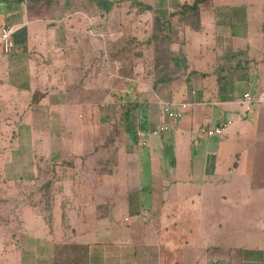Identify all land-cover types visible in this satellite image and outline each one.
Masks as SVG:
<instances>
[{
	"label": "crops",
	"instance_id": "crops-1",
	"mask_svg": "<svg viewBox=\"0 0 264 264\" xmlns=\"http://www.w3.org/2000/svg\"><path fill=\"white\" fill-rule=\"evenodd\" d=\"M106 1L109 2L106 12L96 6L90 12L85 6L89 0H0V27L6 24L19 26L14 36L15 50L0 56V99L7 93L5 87L9 86L19 93L18 99L12 101L15 109L22 107V110L33 112L40 108L49 114L54 105H71L87 110L88 117L83 126L86 137L79 145H85L84 148L93 146L88 156L84 154V162L90 173L101 179L99 183L106 182L108 173L95 171L94 149L106 140L107 129L105 126L103 140L95 137L97 113H103L106 120L113 108L130 100L134 86L139 83L144 89H150L147 95L153 97L149 102L145 101L149 108L145 113L148 128L168 121L161 108L163 100L177 101L186 93L187 99H196L199 105L191 109L187 118L172 121V126L169 123L167 130L150 140L151 147L155 149L153 152L157 154L160 152L158 148L165 144L166 131L172 129L168 143L175 148L177 161L187 167L182 177L186 182V186L180 188L182 193L174 191V195L165 196L164 185L167 182L164 179L161 182L164 185L153 194L158 210L166 211L157 221H154V216L148 217L153 228L137 232V229L128 227L129 236L122 239L87 238L82 236L87 231L85 228L72 230L68 240L90 244V264L96 255L93 247L98 243H119V264H173L162 262V253L170 254L163 249L170 250L185 243L202 245L205 249L218 245L229 247L226 258L230 264H264V245L261 244L264 240V103H255L247 110L241 102L244 92L264 90V0H205L199 5V17L194 27L180 22L178 15L172 14L184 3L195 0ZM122 2L127 4L123 6ZM95 9L96 13L101 12V24L100 21L95 22L92 14ZM90 17L92 21H89ZM156 17L173 20L177 35H174L171 48L178 56L181 69L176 77L154 88L153 51L159 43L145 39L144 34L146 38L151 35ZM114 42L117 46L121 43L127 45L121 55H109L111 60L108 59V63H114L116 69L127 66L130 74L123 72L124 67L118 71L109 69V75L95 69L104 61L100 56L102 48ZM140 45H148L149 48L146 50ZM140 49L144 54L134 53ZM152 52L150 59L148 53ZM2 77L8 80V85L4 84ZM36 92L41 96L35 103L33 97ZM56 93L62 95L58 97ZM58 98L62 100L59 102ZM22 101L25 102L20 104ZM2 109L8 121L13 112L5 110L9 109L6 101L0 103V111ZM220 123H226L223 133L210 136V140L195 141L197 129L201 131L203 126ZM89 135L92 143L87 140ZM127 136L131 138L128 133ZM119 138L118 163L113 171L117 168L125 170L121 164V152L123 149L133 150L131 139L123 144ZM135 142L138 146L148 145L139 144L137 136ZM195 144L199 149L202 147L201 153L193 152ZM62 154L59 156L65 157ZM197 162L201 170L198 166L193 167ZM194 178L199 180L194 182ZM187 180L199 188L188 185ZM86 192L83 191V196ZM129 193L135 217L140 214L142 206L137 201L139 196L132 194V189ZM100 205L101 201L95 198L80 202L76 216H71L73 226L83 227L88 219L103 220L108 213L105 209L99 210ZM79 207L83 208L81 215ZM220 211H225V215H220ZM224 217L227 227L231 228L228 235L232 240L227 236L219 241L194 237L201 234L203 227L212 231L217 219ZM240 217H244V223ZM143 224L148 226L146 221ZM187 224H193L196 233L186 235L182 232ZM249 226H253L256 235L253 240L258 239L253 241L256 242L253 245H247L243 240L250 232ZM235 233L238 236L233 235ZM189 250L183 247L186 258ZM214 256L217 257L216 252ZM102 259L105 264L106 258ZM174 261L187 264L180 259Z\"/></svg>",
	"mask_w": 264,
	"mask_h": 264
},
{
	"label": "rangeland",
	"instance_id": "rangeland-1",
	"mask_svg": "<svg viewBox=\"0 0 264 264\" xmlns=\"http://www.w3.org/2000/svg\"><path fill=\"white\" fill-rule=\"evenodd\" d=\"M104 1L106 0H89V3L85 6L90 12L95 6L96 8L99 7V10L103 9L102 11L106 12L109 2L106 1L104 3ZM126 4L127 2L121 3L123 6ZM16 5H18V2ZM100 13H96L95 9L92 14L95 16V22L100 21L101 24L103 21ZM91 17L89 21H92ZM144 36L146 39L147 35L144 34ZM105 37L109 38L110 35H105ZM108 46L111 47L109 43ZM140 47H144L146 50L149 48L148 45H140ZM148 54L151 56L150 59H152L153 52ZM107 59L111 60L109 55ZM115 67L114 63L110 65V69H116ZM126 67L122 66L116 70L123 69V72L127 71L130 74V68ZM2 78L4 84L8 85V80L5 77ZM5 89H7V93L5 92L4 98L0 99V103L6 101L9 109L5 110L13 113H10L11 115L8 116L9 120L7 121L4 109L0 111V264H53L52 252L54 243L49 240L54 242L68 240L71 237L72 230L80 231L86 228L87 231L83 232L82 236L87 238L110 239L114 237L122 239L129 236L128 229L130 227L137 229V232L152 229L153 222L149 218L154 216V221H157L158 218L166 213L165 210L159 211L158 204L155 206L156 201L153 200V194L158 192V189H161L162 185H164L161 182L164 179L167 182L164 185L165 196L167 197L174 195V191L176 194L182 193L180 188L186 186V182L183 181L182 177L183 172L187 171V167L177 161L175 148L168 143L167 139L172 129L166 131L165 144L163 147L158 148L160 152L157 154L153 152L155 149L151 147L152 141L150 140L158 138L160 134L147 136L150 142L146 146L136 145L135 133L131 134L128 132L131 137L129 138L123 128L125 116H123L122 109L127 101H122L119 104V108H113L107 115L106 120L103 113H97L99 119H97L95 124L97 129L95 137L98 140H103L105 136L104 128L109 122L110 124L121 122L122 133L120 137L122 138L119 139L124 144L125 140L127 142L129 138L131 139L129 142L133 146V150L123 149L121 152V164L125 170L122 171L117 168L112 173L106 174L105 183H99L101 179L90 173L87 163L84 162V154L88 156L93 146L84 148L85 145H79L86 137L83 132V126L88 117L87 110L80 106L71 105L70 107H57V105H54L49 114H46V111H42L40 108L38 111L37 109L32 110L33 112L28 111V109L22 110V107L15 109L12 101L18 99L19 93L9 86L5 87ZM148 91L150 89H144L143 84L139 83L134 86V92L130 95V98H134L133 100L137 98L142 103V106L138 108L141 118L147 110L149 111L145 104L146 99L148 102L150 97L151 100L153 99L152 96L147 95ZM61 95L56 93L58 97ZM187 98L189 97L184 93L177 101ZM61 100V98H58L57 101L60 102ZM187 101L192 103L185 110L183 118H187L191 109L199 105L196 99H187ZM24 102L22 101L20 104ZM80 113L85 115V117H82ZM3 119H5V123ZM23 121H25L24 126ZM168 123L171 126L173 125L172 120L168 119ZM249 136L251 137V134ZM91 137V135L87 136V140L90 143H92ZM194 138L195 141L211 139L206 133H202L200 129L199 131L197 129ZM194 146L193 152L201 153L203 151L202 147L199 149L196 144ZM60 154L68 158H61ZM66 161H71V165H68ZM196 166L200 168L198 162L193 164V167ZM52 177L53 183L49 187L47 195L45 194V189H40V192L33 193L35 186L43 185ZM197 180L199 179L194 178V182ZM194 182L187 180L188 185L195 187V189L199 188L196 184L193 185ZM130 189H132L133 195L139 196V198L137 197L138 200H136L142 206L140 214L135 217L131 209ZM84 190L87 191L85 196H83ZM27 198H30V201ZM46 198H49L50 206L47 204ZM93 198L101 201L102 205L99 206V210L105 209L108 215L100 222L95 219H88L83 227L77 225L80 221L77 222V227L73 226L74 221L71 220V216H76L79 203H86L87 200ZM16 200L20 202L17 203ZM185 201L187 202V200ZM73 206L75 207L72 213ZM80 208L79 214L81 215L83 208ZM88 208L92 210L90 206ZM225 213V211L219 212L223 216ZM225 219L226 217L217 219V224L210 232L208 227H203L201 234H196L194 237L201 240L206 237L207 240L219 241L227 236L228 240H232L228 235L231 228L227 227ZM239 219L244 223V217ZM145 221L148 226L143 224ZM248 229L250 232L243 240L247 241V245L256 244L253 241H258V239L253 240L256 237L253 233V226H249ZM182 232L186 235L191 232L196 233L193 224L183 226ZM233 235L238 236L236 233ZM234 239L238 240L236 237ZM262 241L261 244L264 245V240ZM118 244H95L93 250L94 255H96L93 259V264H104L102 258H106L105 264H119L117 253L121 247ZM183 247L190 248L187 258L186 255H183L185 252L182 251ZM255 249L252 248V250ZM228 250L229 247L227 248L224 245L205 249L202 245L185 243L174 246L170 250L164 248L163 251L170 254L162 253L161 258L163 263L172 262L173 264H177L174 261L176 259L186 261L187 264H192L193 262L196 264H199L198 262L200 264H230V261L226 258V255L229 254ZM215 252L217 257L214 256ZM101 256L103 257L100 258ZM178 264H181V262Z\"/></svg>",
	"mask_w": 264,
	"mask_h": 264
},
{
	"label": "trees",
	"instance_id": "trees-1",
	"mask_svg": "<svg viewBox=\"0 0 264 264\" xmlns=\"http://www.w3.org/2000/svg\"><path fill=\"white\" fill-rule=\"evenodd\" d=\"M205 0H195L192 3H184L181 9L177 10L172 15H178L180 22L184 24L192 25L193 27L197 25V20L200 12V3ZM174 35H177V31L173 27V20L162 19L161 17H156L151 35L146 38L149 41H157L159 45L154 49L153 56V86L158 87L161 83L168 82L174 77H176L179 72L180 62L178 56L175 54L174 50L171 48V42L174 39ZM133 39V38H132ZM131 40H129L130 42ZM128 43V42H127ZM127 44H117L114 42L111 47L105 46L100 51V56L104 58L101 66L95 69L103 70V72L109 75L110 65L108 63V55L116 56L121 55L125 51ZM144 54V50H134ZM99 57V55H98ZM95 60V59H94ZM40 96L38 92L35 93L33 101L36 103L39 101ZM130 98L126 100L124 104L122 113L125 116V121L123 128L128 133H135L136 128L142 127L148 130V121L142 116H139L138 108L142 106L139 99ZM117 106V105H116ZM119 108V106H118ZM114 121V120H113ZM121 122H113L106 126V140L99 145L95 146L94 157H95V171L97 173H112L115 165L118 163V143L117 140L122 132ZM68 165H71V161H66ZM53 183V177L48 179L43 185L33 189V193L40 192V189H45V194L49 193V187ZM32 194V193H31ZM30 194V195H31ZM30 201V198H27ZM47 204L50 206L49 198H46ZM19 203V200H16ZM71 238V237H70ZM53 264H90V244L71 240H61L56 241L53 244Z\"/></svg>",
	"mask_w": 264,
	"mask_h": 264
},
{
	"label": "built area",
	"instance_id": "built-area-1",
	"mask_svg": "<svg viewBox=\"0 0 264 264\" xmlns=\"http://www.w3.org/2000/svg\"><path fill=\"white\" fill-rule=\"evenodd\" d=\"M19 29V26L15 24H6L0 27V56L8 55L12 53L16 48L15 33ZM241 102L245 105L246 109L249 110L255 103H264V90H260L256 93L251 91L244 92L243 99ZM162 112L164 115L174 122H177L183 118L185 110L188 109L191 102L187 100L173 101L163 100ZM169 128L168 121H162L155 127L145 130L142 127L136 128V135L139 139V144L146 145L148 143L147 136L159 135ZM226 128V123H220L215 126H203L201 131L209 136L215 134H221Z\"/></svg>",
	"mask_w": 264,
	"mask_h": 264
}]
</instances>
